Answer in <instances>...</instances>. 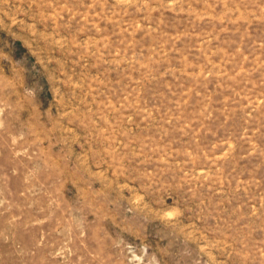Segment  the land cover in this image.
<instances>
[{"label": "rangeland", "instance_id": "1", "mask_svg": "<svg viewBox=\"0 0 264 264\" xmlns=\"http://www.w3.org/2000/svg\"><path fill=\"white\" fill-rule=\"evenodd\" d=\"M0 264H264V0H0Z\"/></svg>", "mask_w": 264, "mask_h": 264}]
</instances>
